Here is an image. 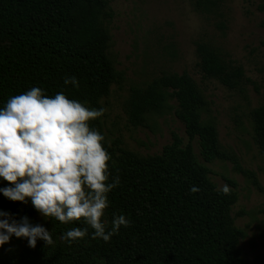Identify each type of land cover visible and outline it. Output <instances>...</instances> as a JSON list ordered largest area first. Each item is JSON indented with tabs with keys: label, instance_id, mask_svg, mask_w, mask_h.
<instances>
[{
	"label": "trees",
	"instance_id": "obj_1",
	"mask_svg": "<svg viewBox=\"0 0 264 264\" xmlns=\"http://www.w3.org/2000/svg\"><path fill=\"white\" fill-rule=\"evenodd\" d=\"M194 5L199 12L217 13L221 0H194ZM259 9L264 11V0ZM110 16L108 0H0V107L9 96L36 86L48 95L63 91L69 99L99 108L120 77L108 53L111 37L104 21ZM196 52L205 76L230 89L244 80L243 67L225 61L211 44L198 42ZM71 76L77 77L78 88L64 85V78ZM206 106L186 72L163 73L145 86L133 87L126 103L130 124L143 126L148 115L173 110L188 137L185 142L173 133L160 153L149 156L123 148L120 140L110 144L100 119L92 121L105 136L110 171L115 175L119 169L121 178V185L108 195L106 229L114 214L125 215L131 223L121 226L109 242L92 239L89 228L86 237L69 243L61 239L65 231L87 226L51 219L58 240L39 264H249L239 247L244 232L231 213L238 200L236 183L229 181L232 187L224 194L206 163L229 159L245 171L237 157L221 149L216 127L203 122ZM251 119L254 140L264 153V103L251 111ZM193 186L199 191L191 192ZM0 210L16 219L26 215L35 224L30 203L12 202L0 194ZM0 264L22 263L5 244Z\"/></svg>",
	"mask_w": 264,
	"mask_h": 264
},
{
	"label": "rangeland",
	"instance_id": "obj_2",
	"mask_svg": "<svg viewBox=\"0 0 264 264\" xmlns=\"http://www.w3.org/2000/svg\"><path fill=\"white\" fill-rule=\"evenodd\" d=\"M110 17L104 25L110 34L108 53L119 73L110 93L99 105L107 140L139 156L158 154L172 141L173 133L187 142L183 123L174 111L148 115L143 126L129 123L126 103L133 87L145 86L163 73H188L203 93L207 106L204 123L213 124L221 149L237 157L245 172L229 159L206 163L219 189L231 182L238 194L232 206L235 224L244 232L242 256L249 264H264V153L254 140L251 111L264 103V11L261 0H221L217 13L196 10L194 0H108ZM198 42L217 48L228 63L243 67L245 78L235 89L205 76L199 67ZM171 104H175L174 101ZM195 153L200 160L199 146ZM32 218L51 231L54 243L37 241L30 248L26 239H10L9 252L22 264H39L57 242L51 218L36 211ZM107 222L105 213L102 217Z\"/></svg>",
	"mask_w": 264,
	"mask_h": 264
},
{
	"label": "clouds",
	"instance_id": "obj_3",
	"mask_svg": "<svg viewBox=\"0 0 264 264\" xmlns=\"http://www.w3.org/2000/svg\"><path fill=\"white\" fill-rule=\"evenodd\" d=\"M64 85L79 87L77 77H65ZM104 111L87 101L69 99L63 91L48 95L33 86L9 96L0 107V194L12 202L31 204L48 221L61 224L80 221L87 227H73L61 239L75 242L93 230L92 239L109 242L121 226L131 223L125 215H113L106 229L102 217L109 207L108 195L121 185L119 169L113 175L105 136L92 121ZM228 194L230 189H222ZM195 193L199 189H190ZM12 237L27 240L30 248L37 241L54 243L51 231L28 216L19 219L0 210V247Z\"/></svg>",
	"mask_w": 264,
	"mask_h": 264
}]
</instances>
